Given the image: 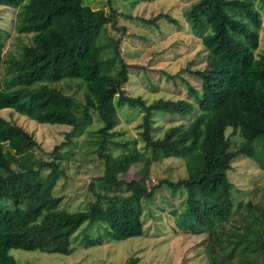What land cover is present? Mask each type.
I'll return each mask as SVG.
<instances>
[{
    "label": "trees",
    "instance_id": "obj_1",
    "mask_svg": "<svg viewBox=\"0 0 264 264\" xmlns=\"http://www.w3.org/2000/svg\"><path fill=\"white\" fill-rule=\"evenodd\" d=\"M257 1L258 7L250 0H197L183 11L187 30L200 39L206 61L190 72L198 86L181 77L173 90L190 93L196 104L186 97L148 102L142 96L127 95L129 70L141 67L123 60L120 38L110 39L112 54L106 58L93 46L105 26L126 33L124 27H117L121 13L111 0H107L108 12L93 9L83 0H0V6L17 10L16 32L31 35L18 57L6 59L0 40V111L70 130L49 153L48 161L35 157L38 143L20 127L14 128L22 133L21 141L0 142V264H15L11 250L68 256L71 238L84 224L99 229L98 236H84L87 248L141 238L142 204L164 185L186 191L185 212L191 220L186 229L209 230L230 217L233 205L226 176L231 163L246 157L257 159L264 169V153L263 158L257 155L260 147L264 149V50L257 51L264 0ZM160 19L182 26L166 12L140 21L157 28ZM116 61L119 70L112 77ZM71 79L80 80L84 87L82 102L51 87ZM124 107L141 113L137 128L143 146L138 149L134 141L128 148L124 143L125 153L113 155L109 147L111 139L121 135L116 130L117 114ZM157 114L190 115V120L156 136ZM94 116L100 123L96 128ZM228 127L238 131L242 140L234 150L226 136ZM82 131L89 137L86 152L102 162L103 174L89 182L94 200L87 208L68 212L59 209L63 198L53 190L64 176L61 164L67 153L62 148ZM168 158L183 159L187 177L177 182L162 180L148 188L146 171ZM137 165L144 169L126 180V173ZM34 176L41 177L30 182ZM244 208L264 237V210L251 200ZM138 263L139 258L133 257L125 264Z\"/></svg>",
    "mask_w": 264,
    "mask_h": 264
},
{
    "label": "rangeland",
    "instance_id": "obj_2",
    "mask_svg": "<svg viewBox=\"0 0 264 264\" xmlns=\"http://www.w3.org/2000/svg\"><path fill=\"white\" fill-rule=\"evenodd\" d=\"M83 1L93 9H104L107 12L109 10L107 0ZM196 1L111 0L112 7L121 13L117 16V27H124L126 33H118L105 26L93 46L98 48L100 56L106 58L112 54L110 39L120 38L123 60L127 64L141 67L129 70V82L124 86L127 95L142 96L148 102L159 98L177 100L186 97L197 104L190 93L187 95L182 91L174 92L176 83L179 85L181 77L190 84L198 86L190 72L202 68L206 61L205 54L201 53L203 47L200 39L189 34L182 17L183 11ZM250 1L258 7L257 0ZM165 12L176 18L182 26L175 27L160 19L155 28L140 21V19H152ZM129 15L132 19L126 18ZM16 16V9L0 6V40L4 45L2 50L4 59L18 57L21 46L29 44L31 40V35L16 32ZM258 32L257 51L260 53L264 50V17ZM118 70L119 64L116 61L110 75L115 77ZM165 74H169L170 77L166 78ZM165 81L169 84H165ZM79 82L78 79L65 80L51 84V87L62 90L64 94L82 102L84 87ZM117 115L119 125L116 130L121 135L111 139L109 151L113 155L125 153L126 148L123 144L131 148L134 141L137 143L136 147L141 149L143 144L138 139L137 128L141 121V113L124 107L118 110ZM154 119L156 136H161L170 126L187 123L190 115L177 118L172 115L157 114ZM99 124L94 116L93 128ZM15 126L26 131L38 143L34 154L41 161L51 159L49 153L65 140V133L70 131L66 126L40 125L10 110H1L0 142L7 143L13 138L18 141L23 139L22 133L15 130ZM225 131L230 140V148L236 149L242 143L238 131L229 127ZM86 133L87 131L75 133L74 142L62 148V153H67L66 161L61 164L64 176L58 181L53 194L63 198L59 209L68 212L83 211L87 208L94 200L88 190L89 182L92 178L103 174L102 162L86 152L89 139ZM263 153L264 149L260 147L257 151L258 158H263ZM143 166L133 167L124 176L125 179H133L139 169H144ZM45 174L46 171L42 173ZM39 177L41 176L29 177V181L37 182ZM186 177L184 160L168 158L149 167L146 171L145 184L151 188L162 180L177 182ZM226 180L231 189L229 198L233 205L232 214L223 224L215 223L209 230L203 227L198 230L186 229L185 226L190 225L191 222L187 211L185 212L186 191L182 188L171 189L164 185L155 191L151 199L142 204V224L145 234L141 238L122 242L112 241L87 248L84 246V236L90 238L98 236L99 229L96 226L86 227L87 224H84L71 238L72 252L68 256L23 250H11L9 254L14 258L15 264H125L133 257L139 258L138 264H264L262 228L247 216L244 208L245 203L251 200L264 210V169L257 159L240 157L231 163ZM176 223L181 230L173 233L174 237L172 234L167 237L165 231L169 232L174 227L177 228Z\"/></svg>",
    "mask_w": 264,
    "mask_h": 264
},
{
    "label": "crops",
    "instance_id": "obj_3",
    "mask_svg": "<svg viewBox=\"0 0 264 264\" xmlns=\"http://www.w3.org/2000/svg\"><path fill=\"white\" fill-rule=\"evenodd\" d=\"M176 226H177V225H176ZM175 229H176V230H175ZM179 230H181V229H178V227H177V228L174 227V229L170 230L169 232H166V231H165V235L168 237L169 235L172 234L173 237H174V234L177 233V232H179ZM173 233H174V234H173ZM144 234H145V232H144V229H143V235H144ZM167 234H168V235H167ZM143 235H142V236H143ZM166 236H165V237H166ZM172 264H173V263H172Z\"/></svg>",
    "mask_w": 264,
    "mask_h": 264
},
{
    "label": "built area",
    "instance_id": "obj_4",
    "mask_svg": "<svg viewBox=\"0 0 264 264\" xmlns=\"http://www.w3.org/2000/svg\"><path fill=\"white\" fill-rule=\"evenodd\" d=\"M153 181V180H152Z\"/></svg>",
    "mask_w": 264,
    "mask_h": 264
}]
</instances>
